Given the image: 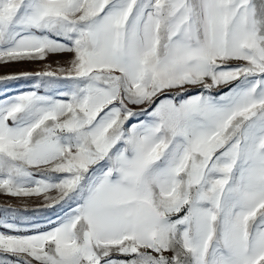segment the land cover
<instances>
[{
  "label": "snow or ice",
  "instance_id": "6c2138e0",
  "mask_svg": "<svg viewBox=\"0 0 264 264\" xmlns=\"http://www.w3.org/2000/svg\"><path fill=\"white\" fill-rule=\"evenodd\" d=\"M51 56L0 75V264H264V0H0V67Z\"/></svg>",
  "mask_w": 264,
  "mask_h": 264
},
{
  "label": "rangeland",
  "instance_id": "374dc122",
  "mask_svg": "<svg viewBox=\"0 0 264 264\" xmlns=\"http://www.w3.org/2000/svg\"><path fill=\"white\" fill-rule=\"evenodd\" d=\"M68 59L67 56H51L47 61L44 62H35V63H25V64H9L4 67H0V75L6 73H17L21 71H31L35 72L37 70H44L47 64H51L52 69L55 70L57 67L56 61H64ZM29 87L28 84H13L10 88V92H18L21 90H26ZM37 201L34 200H25L19 198H12L6 195L0 194V206H4L7 204L23 207L27 205L28 207L34 206Z\"/></svg>",
  "mask_w": 264,
  "mask_h": 264
}]
</instances>
